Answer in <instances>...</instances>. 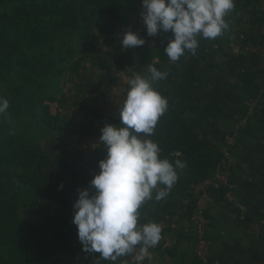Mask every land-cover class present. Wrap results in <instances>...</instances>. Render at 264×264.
<instances>
[{
    "label": "trees",
    "instance_id": "16d2710c",
    "mask_svg": "<svg viewBox=\"0 0 264 264\" xmlns=\"http://www.w3.org/2000/svg\"><path fill=\"white\" fill-rule=\"evenodd\" d=\"M245 1L256 6V19L245 43L264 47L261 35L264 0ZM95 9L117 19L120 29L124 14L133 12L136 6L134 0H0V95L10 102L7 114L0 115V264H49L57 251L56 243L22 210L49 197L41 173L51 157L42 140L54 131L63 130L60 114L52 111L51 104L56 98L50 94V86L53 80L66 74L68 56L56 44V36L78 33L87 43L93 32ZM100 29L101 33L114 32L111 25H101ZM178 62L181 67L177 75L182 83L189 87L208 86L198 74L195 59ZM234 78L241 83L243 97L250 106L264 113V61L253 70L236 73ZM158 90L168 99V110L148 138L158 143L161 158L173 164L179 159L185 164L184 178L178 179L169 192L185 197L193 185L215 177L224 153L219 144L201 137L177 110L167 86ZM109 123L118 125L120 117H109L99 111L92 114L96 137L102 135L101 129ZM176 152L182 156L175 157ZM226 192L224 185L210 186L208 195L224 201ZM155 194L154 191L153 197ZM150 202L141 206L140 215L149 211ZM229 205L239 212L233 204ZM196 208L197 202L192 201L184 214L172 213L166 222L191 221ZM237 222L254 235L260 232L240 216ZM191 260V264H215L197 256Z\"/></svg>",
    "mask_w": 264,
    "mask_h": 264
},
{
    "label": "rangeland",
    "instance_id": "374dc122",
    "mask_svg": "<svg viewBox=\"0 0 264 264\" xmlns=\"http://www.w3.org/2000/svg\"><path fill=\"white\" fill-rule=\"evenodd\" d=\"M141 4L142 0H134L136 10L124 14V22L120 29H117V19L95 9L93 32L87 43L78 33L66 32L56 36V44L68 56L66 74L53 80L50 86V94L56 98L51 104L52 111L54 114H60L63 130L54 131L42 140L43 148L51 157L41 173V180L49 197L22 210L25 217L36 222L42 233L56 243L57 251L49 264H61V259L66 257L75 258L77 264H94L96 260L93 254L83 250L77 226L73 223V205L79 196L78 189L90 187V181L100 172L99 162L107 157V149L100 144L99 138L96 137L98 135L94 133L92 114L99 111L109 117H118L119 106L123 104L129 90L128 80L136 73L146 75L149 65L168 72L167 78L155 86L157 89L167 86L170 90L174 74L178 67H181L178 61H170L164 51L169 39L173 38L171 31L162 32L155 37L147 35L140 17ZM254 13L256 6L247 4L245 0H234V7L225 16L228 29L233 32L230 30L227 33L230 41H221L216 47L212 43L215 39L198 37L199 46L196 53L186 51L179 61L193 58L199 65L200 55L206 57L210 55L207 48H211L210 51L214 54L219 51L224 56L232 55L231 52L236 49L239 38L240 41L243 40L244 48L252 47V44H246L245 41L256 19ZM101 25H111L114 29L113 34L101 33ZM129 28L145 38L146 43L143 46L123 49L120 42ZM262 54L264 61V52ZM234 144L233 138H227L221 146V150L226 149L228 155L230 154L228 159L233 167L236 163L232 150ZM232 171L233 168L230 171L219 169L217 173L227 190L233 187ZM177 173L178 179L184 178L186 174L183 168H178ZM212 179H208L210 184L218 183L211 181ZM208 186L207 184L199 190L191 187L190 196L206 198ZM154 199L155 197L151 202ZM195 213L203 217L207 227L208 220L199 213L198 204ZM53 214L58 218H52ZM63 230L68 231V234H64ZM138 254L139 246L135 253L128 256L125 264H135V256ZM196 256L199 257L195 249L193 257Z\"/></svg>",
    "mask_w": 264,
    "mask_h": 264
},
{
    "label": "clouds",
    "instance_id": "9594fccd",
    "mask_svg": "<svg viewBox=\"0 0 264 264\" xmlns=\"http://www.w3.org/2000/svg\"><path fill=\"white\" fill-rule=\"evenodd\" d=\"M233 7L234 0H142L140 17L149 37L171 31L173 38L164 51L176 62L186 51L196 53L198 37L220 36L229 27L225 16ZM120 43L128 49L143 46L146 40L129 28ZM167 76V71L149 65L146 75L136 73L128 80L129 90L119 106L120 123L101 129L99 141L107 157L99 162L100 172L90 187L78 189L73 205L83 250L99 253V259L113 264L135 253L137 246L135 264L152 260L148 250L161 240L162 228L153 221L138 224L139 209L154 191L156 201L165 198L178 180L177 169L185 167L179 159L173 164L161 158L158 143L148 138L168 110V99L155 86ZM9 107V100L0 95V115Z\"/></svg>",
    "mask_w": 264,
    "mask_h": 264
},
{
    "label": "crops",
    "instance_id": "0c3cea01",
    "mask_svg": "<svg viewBox=\"0 0 264 264\" xmlns=\"http://www.w3.org/2000/svg\"><path fill=\"white\" fill-rule=\"evenodd\" d=\"M230 30L225 29L215 38L214 46L218 47L224 40L230 41L227 34ZM240 40L232 55L224 56L219 51L214 54L211 48L206 49L210 54L207 57L200 55L197 71L208 86L195 84L189 87L180 81L177 71L169 86L177 110L198 134L206 135L220 146L227 138L235 141L232 148L236 160L231 175L233 187L227 190L224 201L209 195L203 199L191 197L189 192L186 197L168 194L161 201L154 199L149 211L139 216L138 223H158L162 238L148 250L147 255L152 260L146 258L142 264H179L180 261L191 264L198 245L196 228L190 220L169 224L166 219L172 213L184 214L192 201L197 202L199 213L208 220L209 260L215 264H264V113L250 106L243 97L241 83L234 78L240 71L261 65L264 51L254 45L246 49ZM229 203L239 212H234ZM238 216L259 228V234L254 235L239 226ZM52 218L58 217L53 214ZM63 233L68 234V231L63 230ZM99 255L93 254L94 264ZM127 258L121 257L115 264H125ZM74 259L62 258L61 264H77ZM99 264L113 262L99 259Z\"/></svg>",
    "mask_w": 264,
    "mask_h": 264
},
{
    "label": "built area",
    "instance_id": "2783aa9c",
    "mask_svg": "<svg viewBox=\"0 0 264 264\" xmlns=\"http://www.w3.org/2000/svg\"><path fill=\"white\" fill-rule=\"evenodd\" d=\"M262 12L264 15V2L262 5ZM262 42L264 41V26L262 28ZM263 51H264V47L259 46ZM160 149V148H159ZM223 153H224V160L218 165L217 167V171L215 174V177L211 180L214 182H218L217 184H210L209 180L205 181L202 184L199 185H193V188L196 189H201V187L206 186L207 184L209 185L208 187H218L220 185H224L225 183L223 182V180H220V178L217 176L218 170L219 169H225L226 171H230L233 168V164H231L230 160L228 159V152L226 149H222ZM161 152V150H160ZM175 157L180 158L182 156L181 152H176L173 154ZM218 177V178H217ZM209 190V188H208ZM192 224L196 227V231H197V235H198V245L196 247V251H197V255L204 261H206L208 259V252L210 249V242L209 240L206 238V226H205V222L203 220L202 216H198L196 215V213L192 216V220H191Z\"/></svg>",
    "mask_w": 264,
    "mask_h": 264
}]
</instances>
